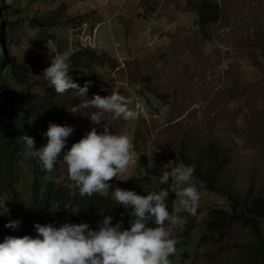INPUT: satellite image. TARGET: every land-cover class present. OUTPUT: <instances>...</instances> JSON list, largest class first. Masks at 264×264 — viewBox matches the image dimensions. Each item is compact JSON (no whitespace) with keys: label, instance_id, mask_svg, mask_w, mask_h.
Instances as JSON below:
<instances>
[{"label":"rangeland","instance_id":"rangeland-1","mask_svg":"<svg viewBox=\"0 0 264 264\" xmlns=\"http://www.w3.org/2000/svg\"><path fill=\"white\" fill-rule=\"evenodd\" d=\"M3 1L10 25L1 33L7 34L9 54L30 68L39 92L49 88L42 72L54 56L70 54L71 76L72 54L83 48L79 40L86 44L84 35L98 24L99 39L90 43L94 55L83 57L88 67L78 75L80 86L91 81L88 98L118 93L130 108L143 110L140 118L115 121L109 129L131 139L134 157L106 192L134 191L136 169L151 176L156 192L171 194L176 209L175 193L159 183L162 172L178 165L181 155L200 172L211 170L219 194L192 179L200 194L189 234L195 244L187 247L185 261L170 264H262L261 245L241 220L203 237L198 226L214 209H230L232 199L240 205L264 190V0H213L218 20L203 27L188 0ZM81 30L87 33L79 37ZM46 37L55 48L44 43ZM54 99L79 140L92 127L104 130L68 110L79 103L71 92ZM71 146L66 144L61 159ZM55 175L77 187L66 166L60 164ZM55 217L45 222L60 227ZM182 230H173L174 236Z\"/></svg>","mask_w":264,"mask_h":264},{"label":"clouds","instance_id":"clouds-1","mask_svg":"<svg viewBox=\"0 0 264 264\" xmlns=\"http://www.w3.org/2000/svg\"><path fill=\"white\" fill-rule=\"evenodd\" d=\"M3 22L5 23H2L1 29L3 27L8 30L10 24L6 16ZM83 24L86 23L82 22L80 27H84ZM97 27L98 24L84 35L86 44L79 40L81 47L94 52L90 43L94 42L92 39L96 37L99 39L95 34ZM71 29L70 31H77L79 27ZM84 33L87 32L81 30L77 36L80 37ZM6 35L1 33L3 49L6 50L5 54L14 56L9 54L7 41H5ZM44 43L52 48L56 46L51 37H46ZM69 59V53L56 55L50 59V66L42 72L44 80L49 85L44 92H39L33 87L29 78L30 68L27 76L20 74L24 76V80L33 93L45 96L50 88L54 87L56 94L51 97L54 102H56L55 96L71 92L73 98H77L79 103L68 110L73 114L79 113L89 119L92 125L101 126L104 130L97 132L96 127H92L79 140L73 126L59 117V106L56 102L55 118L49 123L47 131L42 133L48 138L47 143L37 149L38 147L34 148L33 137L23 135L21 139L25 146L24 155L36 159L42 171L49 173L60 182L55 173L60 164L66 166L68 178L79 189V195L90 198L94 194H103L108 191L111 187L109 182L118 174L126 173L133 164L134 146L131 139L124 134H114L109 130L110 127L112 128L114 122L121 119L128 121L140 118L143 110L130 108L128 106L130 101L118 93L106 96L95 94L92 98H88L87 93L92 82L85 81L83 87L74 82L69 75ZM8 84L18 88L16 77L15 79L9 77ZM43 115L44 113H41L40 117V112L36 115L34 110L31 114L33 124L44 127L46 121ZM72 132L77 138L75 143L67 142ZM66 144L72 146L63 153L61 159V153ZM193 174L192 166L180 163L170 170H164L160 175L159 183L168 185L167 193L174 192L178 199L179 206L176 209L172 201L171 213L165 202L166 193L163 191L159 193L147 191V195H139L132 190L119 187L112 190L111 199L114 204L123 206L129 210V215L134 217L129 221L130 227L126 229L122 227V220L113 224V218L110 215H104L102 223H98V230L91 229L87 223L60 222L54 212H44L41 219L36 218V213L28 209L32 207V199L25 181H21L15 186L17 195H12L9 191L0 193V264H170V261L176 262V258H171L176 253L177 244L173 230L178 232L184 228V219L187 218L184 212L195 216L199 207L200 194L194 183H191ZM182 185L187 186L182 187ZM53 217H55V225L59 224L60 227L45 222ZM149 224L155 227L148 226ZM185 250L187 255L188 250ZM183 257L180 262L185 261Z\"/></svg>","mask_w":264,"mask_h":264},{"label":"trees","instance_id":"trees-1","mask_svg":"<svg viewBox=\"0 0 264 264\" xmlns=\"http://www.w3.org/2000/svg\"><path fill=\"white\" fill-rule=\"evenodd\" d=\"M188 2L194 5L197 14L196 24L199 26L203 27L209 22L218 20L219 8L213 0H188ZM4 8L3 0H0V29L2 23H5L3 22ZM2 43L3 38L0 32V193L9 191L12 195H17L16 184L25 181L32 199V207L28 209L36 213V218L41 219L44 212H54L60 222L87 223L92 229L98 230V223H102L104 215H110L113 218V224L122 220V227L129 228V221L134 217L130 216L129 210L123 206L114 204L111 193L94 194L90 198L81 197L77 187L69 189L65 184L56 181L52 175L42 171L36 159L24 155L25 146L21 139L23 135L34 138V148L40 149L43 144L47 143L48 138L42 133L47 131L49 123L55 118L57 106L51 97L56 93L54 87H51L45 96L33 93L29 84L24 80L29 67L17 62L15 56L5 54L6 50L3 49ZM86 54L93 57L94 52L81 48L71 57V77L79 85L82 84L78 81V75L84 67L86 69L88 67L83 58ZM18 72L24 76L22 74H20L21 77L18 76ZM9 77L14 79L16 77L18 88L8 84ZM34 110L36 115L40 112V117L41 113H44L43 119L46 121L44 127L33 124L31 114ZM73 137L74 132L67 138V142L75 143L77 138ZM181 158L180 163L189 165L183 155ZM193 169L192 179L202 182L209 190L219 194V190L214 188L211 171L200 172L196 168ZM133 177L135 193L147 195V191L155 192L149 183L151 176L135 169ZM172 201L171 195L166 194L165 202L170 213ZM18 209H20L19 206ZM184 214L187 216L184 219L185 225L182 232L175 235L176 253L171 256L179 261L185 255V249L195 244L189 237L190 230L195 228L194 218L187 212ZM239 220L249 227L261 245L262 264H264V225L261 226V223H264V190L262 196L253 197L250 201L246 200L240 205L232 199L230 209H214L209 220L200 222L198 233L200 237L201 233L202 237L208 233L220 234L229 224ZM148 226L155 227L151 224Z\"/></svg>","mask_w":264,"mask_h":264}]
</instances>
